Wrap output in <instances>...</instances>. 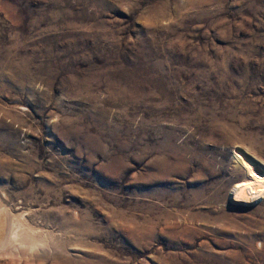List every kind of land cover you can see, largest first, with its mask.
Returning a JSON list of instances; mask_svg holds the SVG:
<instances>
[{"label":"rangeland","instance_id":"rangeland-1","mask_svg":"<svg viewBox=\"0 0 264 264\" xmlns=\"http://www.w3.org/2000/svg\"><path fill=\"white\" fill-rule=\"evenodd\" d=\"M253 164L264 0H0V264H264Z\"/></svg>","mask_w":264,"mask_h":264},{"label":"bare ground","instance_id":"bare-ground-1","mask_svg":"<svg viewBox=\"0 0 264 264\" xmlns=\"http://www.w3.org/2000/svg\"><path fill=\"white\" fill-rule=\"evenodd\" d=\"M250 172L256 180L263 182L259 186L248 188L244 193L247 201L251 202L252 204H256L264 199V174L258 171L256 164H253L250 167ZM6 210H2L4 215L7 212ZM2 211L0 209V216ZM0 220L2 221V218H0ZM23 220H17L14 224H12V222L8 224L7 222L5 228L2 227L0 222V254H20L21 256L25 254L33 255L32 251L34 252L36 249L45 246L46 241L43 239V236H39V233L37 234L35 229L30 224L25 223Z\"/></svg>","mask_w":264,"mask_h":264}]
</instances>
